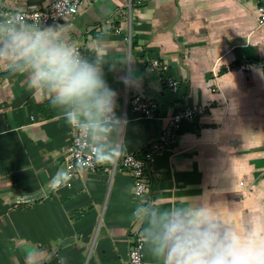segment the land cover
<instances>
[{
  "label": "crops",
  "instance_id": "1",
  "mask_svg": "<svg viewBox=\"0 0 264 264\" xmlns=\"http://www.w3.org/2000/svg\"><path fill=\"white\" fill-rule=\"evenodd\" d=\"M53 1L0 5L44 9ZM128 1L84 0L77 15L47 28L0 22V264H125L137 233L146 238L144 264H165L159 236L177 212H202L241 243L264 240V70H224L264 59L256 1L145 0L131 15ZM18 33L80 47L115 93L113 112L93 97L61 100L13 43ZM167 79L179 83L176 91ZM136 97L157 101L156 117L136 111ZM199 104L207 112L184 121L146 168L147 196L135 195L120 162L114 171L111 162L66 169L81 125L99 161L121 151L141 156L165 117Z\"/></svg>",
  "mask_w": 264,
  "mask_h": 264
},
{
  "label": "clouds",
  "instance_id": "2",
  "mask_svg": "<svg viewBox=\"0 0 264 264\" xmlns=\"http://www.w3.org/2000/svg\"><path fill=\"white\" fill-rule=\"evenodd\" d=\"M12 41L24 46V54L35 62L37 78L50 82L61 100L93 97L102 111L113 112L115 93L95 68L80 62L70 49L51 44L43 34L33 38L18 33ZM124 154L98 163H115ZM185 217L177 212L163 226L157 254L165 256V264H264V240L241 243L236 233L221 232L202 212Z\"/></svg>",
  "mask_w": 264,
  "mask_h": 264
},
{
  "label": "built area",
  "instance_id": "3",
  "mask_svg": "<svg viewBox=\"0 0 264 264\" xmlns=\"http://www.w3.org/2000/svg\"><path fill=\"white\" fill-rule=\"evenodd\" d=\"M145 0H129L128 8L131 15L135 5L142 6ZM257 3L258 25L264 26V0H254ZM84 0H54L44 9H23L16 10L5 8L0 5V22L8 28L17 25L30 24L34 28H47L55 25L64 19L77 15L82 8ZM130 41V36H129ZM74 56L82 63L88 64L83 58L81 48L77 47L73 51ZM160 62H152V71L159 69ZM225 73H248L253 70H264V59L251 61L249 63H229L224 67ZM168 86L176 91L179 83L173 79H167ZM134 108L144 117H156L159 103L155 100L136 97L134 99ZM208 110L207 104H199L178 110L177 112L165 117L166 124L161 130L157 140L150 145V150L143 155L126 153L115 163L113 171L118 162L125 168L132 180L133 190L136 196L143 197L150 194V183L146 176V168L154 161L155 156L174 144L178 137L181 124L184 121H192L196 117L204 115ZM112 116H106L105 120H112ZM158 119H163L158 117ZM87 125H81L77 128L73 136L72 144L66 159V169L69 172L75 170L94 171L98 167L99 148L91 143L85 132ZM146 238L142 233L135 234L132 245L129 249L128 259L125 264H144V245Z\"/></svg>",
  "mask_w": 264,
  "mask_h": 264
}]
</instances>
